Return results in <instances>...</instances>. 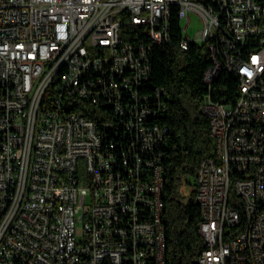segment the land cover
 Here are the masks:
<instances>
[{
  "label": "built area",
  "instance_id": "obj_1",
  "mask_svg": "<svg viewBox=\"0 0 264 264\" xmlns=\"http://www.w3.org/2000/svg\"><path fill=\"white\" fill-rule=\"evenodd\" d=\"M174 13L210 53L197 263L264 264V0H0V264H166Z\"/></svg>",
  "mask_w": 264,
  "mask_h": 264
},
{
  "label": "trees",
  "instance_id": "obj_2",
  "mask_svg": "<svg viewBox=\"0 0 264 264\" xmlns=\"http://www.w3.org/2000/svg\"><path fill=\"white\" fill-rule=\"evenodd\" d=\"M181 23L171 17V40L153 44L152 80L168 92V111L164 123L170 142L164 156V212L166 264H198L204 241L200 232L202 214L197 201L200 162L215 155V139L210 118L202 109L208 92L203 76L210 65L206 45L190 44L182 50ZM224 76V75H223ZM222 77V76H221ZM234 77L225 74V80ZM189 186L187 199L182 187Z\"/></svg>",
  "mask_w": 264,
  "mask_h": 264
},
{
  "label": "rangeland",
  "instance_id": "obj_3",
  "mask_svg": "<svg viewBox=\"0 0 264 264\" xmlns=\"http://www.w3.org/2000/svg\"><path fill=\"white\" fill-rule=\"evenodd\" d=\"M203 27V22L198 16V14L192 12L191 13V23L188 28V35L191 37L195 36L196 33ZM190 187L189 186H183L182 187V193L184 195V199H187V194L189 193Z\"/></svg>",
  "mask_w": 264,
  "mask_h": 264
},
{
  "label": "water",
  "instance_id": "obj_4",
  "mask_svg": "<svg viewBox=\"0 0 264 264\" xmlns=\"http://www.w3.org/2000/svg\"><path fill=\"white\" fill-rule=\"evenodd\" d=\"M196 263H197V261H196Z\"/></svg>",
  "mask_w": 264,
  "mask_h": 264
}]
</instances>
